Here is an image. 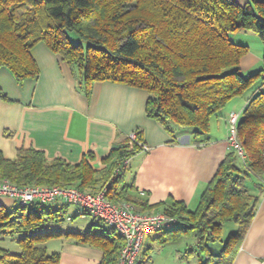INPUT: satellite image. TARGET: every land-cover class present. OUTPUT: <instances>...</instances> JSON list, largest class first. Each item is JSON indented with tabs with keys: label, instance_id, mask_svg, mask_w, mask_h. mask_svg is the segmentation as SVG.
<instances>
[{
	"label": "trees",
	"instance_id": "trees-1",
	"mask_svg": "<svg viewBox=\"0 0 264 264\" xmlns=\"http://www.w3.org/2000/svg\"><path fill=\"white\" fill-rule=\"evenodd\" d=\"M239 29L256 33L264 43V0L242 5L234 0H0V68L18 84L36 78L38 67L31 49L43 43L78 71V86L86 97L95 82L142 89L147 93L148 118L172 136L179 128H189L194 139L204 141L210 118L264 77V53L257 73L241 75L239 62L247 47L228 39V32ZM70 33L78 41L73 43ZM0 97L5 99L1 90ZM237 133L245 161L238 165L235 153H227L197 210L188 212L181 203L166 208L164 213L174 217L176 224L158 230L162 235L154 242L163 245L193 234L204 254L198 264L233 263L255 210V199L244 183L264 173V92L255 91L247 100ZM135 135L131 144L127 141L109 152L103 159L109 164L101 171L94 170L85 157L68 164L60 159L47 161L33 148L18 149L13 160L0 152V179L16 186L75 187L94 194L117 169L106 199L129 203L140 212L145 204L137 205L128 193L131 186L123 182L124 161L142 151L140 144L145 145L141 133ZM52 204H17L13 211L0 205V240L20 236L18 254L0 247V264H59V253L48 254L42 246L57 238L101 251L98 264H116L123 240L112 227L97 232L92 228L98 224L86 232L43 231L49 222L63 219L68 205ZM226 222L237 225V231L229 234L219 252H210L208 243L221 242ZM151 250L144 247L136 264H146Z\"/></svg>",
	"mask_w": 264,
	"mask_h": 264
},
{
	"label": "crops",
	"instance_id": "crops-1",
	"mask_svg": "<svg viewBox=\"0 0 264 264\" xmlns=\"http://www.w3.org/2000/svg\"><path fill=\"white\" fill-rule=\"evenodd\" d=\"M234 1L246 3V0ZM31 55L38 76L22 84L0 68V90L5 95V99L0 97V152L6 159H15L20 148H33L41 151L47 161L60 159L77 164L85 157L94 170L101 171L109 164L103 162L109 152L125 145L130 134L140 132L147 150L128 160L123 181L131 186L128 193L136 204H145L140 212L164 213L174 203H181L188 212L197 210L225 155L232 152L227 143V117L237 113L240 118L252 93L246 99L236 97L228 101L210 118L207 139L200 141L194 139L190 129L179 128L172 136L148 118L146 91L95 82L86 97L78 86V71L43 43L35 45ZM256 61L252 57L249 66ZM238 161L240 165L242 161ZM252 176L261 178L254 184L255 192H247L255 199V210L232 264H264V173ZM64 204L58 201L52 206ZM0 205L17 204L0 196ZM75 210V214L80 211ZM177 224L180 225L179 220ZM143 244L142 241L139 257ZM57 253L59 264H98L102 258L101 251L75 244L71 239H62Z\"/></svg>",
	"mask_w": 264,
	"mask_h": 264
},
{
	"label": "built area",
	"instance_id": "built-area-1",
	"mask_svg": "<svg viewBox=\"0 0 264 264\" xmlns=\"http://www.w3.org/2000/svg\"><path fill=\"white\" fill-rule=\"evenodd\" d=\"M239 114L230 113L227 117V143L237 158L245 161V154L237 133ZM135 133L128 136L129 144L135 141ZM142 151L146 145L140 144ZM128 161H124V167ZM119 170L103 189L97 193H88L75 187L59 186H16L7 180L0 181V196L12 199L18 206H29L34 203L52 204L58 201L76 206L78 216H90L93 220L103 222L112 227L122 238L123 246L118 254L116 264H136L142 247L143 238L161 228H169L176 224V219L165 213L137 212L126 202L111 203L105 197V191L116 179Z\"/></svg>",
	"mask_w": 264,
	"mask_h": 264
},
{
	"label": "rangeland",
	"instance_id": "rangeland-1",
	"mask_svg": "<svg viewBox=\"0 0 264 264\" xmlns=\"http://www.w3.org/2000/svg\"><path fill=\"white\" fill-rule=\"evenodd\" d=\"M246 2L252 3L253 0H246ZM69 37L73 43L78 41V38L73 33H70ZM228 39L233 44L247 47V54L242 56L239 62L241 75L244 77H248L257 73L262 68V57L264 53V43L259 38V36L250 30L239 29L228 32ZM252 57H256L258 62H254L253 66L251 67L249 66V63L250 60H252ZM255 91L264 92V77L260 78L255 82L254 85L244 91L239 99H246V97H248L250 93H253ZM127 141L129 142V140ZM239 162L240 161L237 162L238 165ZM3 180L9 179H0V181ZM260 180L261 178L258 179L252 176L245 181L244 188L248 193L255 192L254 184L258 183ZM16 207V205H12L6 206L4 208L5 210L13 211ZM75 209H77V207L74 205H66L63 219L61 221L49 222L44 226L43 231L86 232L90 230L92 228L91 225L94 224L98 225L97 227L94 226L92 228L93 232L108 228L105 223L96 222L90 216L81 218L80 216L75 214ZM235 230L236 226L233 223H224V225L222 226V242H209V251L217 252V250L221 247V244L223 246V242L226 240L228 235ZM161 235L162 231H156L147 235L143 239V247H152V252H150L146 264H198L199 258L201 260L204 259V254L200 252L197 238L193 234H189L186 236L182 235L180 239L176 238L174 240H169L163 245L159 244L158 241L154 242V239ZM19 237V235H14L12 237L8 236L3 238L2 240H0V247L7 250L11 254H18L20 252V247L17 243ZM61 242L62 238H57L46 242L42 246L45 247L48 254H51L57 252V250L61 246Z\"/></svg>",
	"mask_w": 264,
	"mask_h": 264
},
{
	"label": "bare ground",
	"instance_id": "bare-ground-1",
	"mask_svg": "<svg viewBox=\"0 0 264 264\" xmlns=\"http://www.w3.org/2000/svg\"><path fill=\"white\" fill-rule=\"evenodd\" d=\"M7 198V197H6Z\"/></svg>",
	"mask_w": 264,
	"mask_h": 264
}]
</instances>
